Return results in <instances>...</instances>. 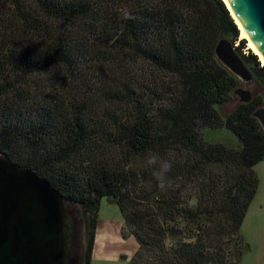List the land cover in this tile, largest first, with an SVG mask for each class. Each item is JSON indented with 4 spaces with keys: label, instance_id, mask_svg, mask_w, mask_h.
<instances>
[{
    "label": "trees",
    "instance_id": "trees-1",
    "mask_svg": "<svg viewBox=\"0 0 264 264\" xmlns=\"http://www.w3.org/2000/svg\"><path fill=\"white\" fill-rule=\"evenodd\" d=\"M238 36L223 0H0V154L78 203L85 264L104 197L134 237L131 264H239L264 93L223 109L239 80L218 39L263 92L264 67ZM154 154L172 165L163 189Z\"/></svg>",
    "mask_w": 264,
    "mask_h": 264
},
{
    "label": "water",
    "instance_id": "water-1",
    "mask_svg": "<svg viewBox=\"0 0 264 264\" xmlns=\"http://www.w3.org/2000/svg\"><path fill=\"white\" fill-rule=\"evenodd\" d=\"M226 1L232 18H237L264 57V0ZM214 56L242 83L231 91L238 99L230 109L250 102L256 95L249 87L257 80L234 44L220 37ZM252 116L264 131V102ZM83 221L78 203L34 170L0 154V264H84Z\"/></svg>",
    "mask_w": 264,
    "mask_h": 264
},
{
    "label": "rangeland",
    "instance_id": "rangeland-1",
    "mask_svg": "<svg viewBox=\"0 0 264 264\" xmlns=\"http://www.w3.org/2000/svg\"><path fill=\"white\" fill-rule=\"evenodd\" d=\"M239 40L241 39L238 36L237 41ZM238 45V43L234 44L235 47ZM249 51L245 40L242 53L247 55ZM238 86H242V83L240 82ZM249 90L255 95L261 93L257 82L253 83ZM237 99V96L234 95L227 104L223 105V109H230ZM203 133L205 135V130ZM213 138L227 143L228 139L232 140L235 136L226 134L225 137L221 133L215 134ZM253 170L257 176L258 185L240 227V234L249 245V249L242 254L239 264H264V161L258 162ZM98 216L99 221L95 229L93 248L88 264H131L137 251V245L134 237L125 228L117 205L109 202L106 197L102 198ZM84 231L85 254H87L85 222Z\"/></svg>",
    "mask_w": 264,
    "mask_h": 264
},
{
    "label": "clouds",
    "instance_id": "clouds-1",
    "mask_svg": "<svg viewBox=\"0 0 264 264\" xmlns=\"http://www.w3.org/2000/svg\"><path fill=\"white\" fill-rule=\"evenodd\" d=\"M147 163L149 165H156L159 163V170L155 171L153 174L159 182V187L164 188L166 186V173L171 170V163L168 161L160 160L157 155H152L148 159Z\"/></svg>",
    "mask_w": 264,
    "mask_h": 264
},
{
    "label": "bare ground",
    "instance_id": "bare-ground-1",
    "mask_svg": "<svg viewBox=\"0 0 264 264\" xmlns=\"http://www.w3.org/2000/svg\"><path fill=\"white\" fill-rule=\"evenodd\" d=\"M226 3H227V1H226ZM234 22L236 23V25L239 29V38L246 40L247 49H249L251 52H253L254 54H256L258 56L261 65L264 67V57L262 56L260 51L257 49L255 44L252 42V40L249 38L248 34L245 32L241 23L237 20V18L235 16H234Z\"/></svg>",
    "mask_w": 264,
    "mask_h": 264
}]
</instances>
